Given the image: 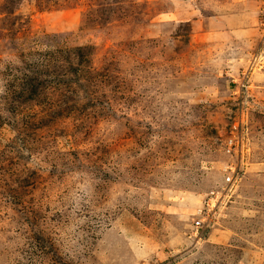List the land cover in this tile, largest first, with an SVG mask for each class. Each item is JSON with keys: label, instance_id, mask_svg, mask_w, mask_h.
Listing matches in <instances>:
<instances>
[{"label": "rangeland", "instance_id": "1", "mask_svg": "<svg viewBox=\"0 0 264 264\" xmlns=\"http://www.w3.org/2000/svg\"><path fill=\"white\" fill-rule=\"evenodd\" d=\"M0 264H264V0H0Z\"/></svg>", "mask_w": 264, "mask_h": 264}, {"label": "built area", "instance_id": "2", "mask_svg": "<svg viewBox=\"0 0 264 264\" xmlns=\"http://www.w3.org/2000/svg\"><path fill=\"white\" fill-rule=\"evenodd\" d=\"M229 142H231V141H229ZM229 144H230V143H229ZM227 150L229 151V150H230V148H227ZM196 224H199V223L197 222Z\"/></svg>", "mask_w": 264, "mask_h": 264}]
</instances>
